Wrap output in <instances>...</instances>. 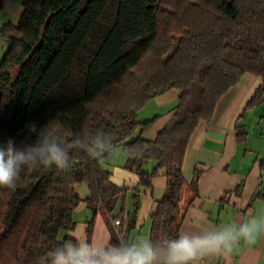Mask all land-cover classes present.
Listing matches in <instances>:
<instances>
[{"label": "trees", "instance_id": "1", "mask_svg": "<svg viewBox=\"0 0 264 264\" xmlns=\"http://www.w3.org/2000/svg\"><path fill=\"white\" fill-rule=\"evenodd\" d=\"M176 1L184 4L178 13L161 9L159 0H22L19 21L0 27L6 44L0 59V141L26 146L37 137L30 132L35 124L37 132L56 133L70 151L66 169L28 167L15 190L0 187V264H45L68 238L60 239V232L76 225L79 184L88 187L85 202L93 213L87 237L94 216L110 218L121 203L112 219L120 230L112 231L110 242L128 239L141 191L134 189L133 208L126 213L128 189L111 181L104 164L115 147L128 156L124 169L138 176L140 186L149 188L164 170L166 190L150 215L149 238L158 243L179 234L181 165L191 133L211 120L218 101L245 74L264 80V0ZM173 18L181 19L183 31L166 54L148 58L160 22ZM170 89L179 92L173 118L147 140L143 135L154 121L140 122L138 113ZM256 90L240 119L264 103V86ZM235 129L237 140H245V127ZM72 139L80 143L70 145ZM98 152L107 153L98 158ZM149 161L155 165L146 171Z\"/></svg>", "mask_w": 264, "mask_h": 264}, {"label": "crops", "instance_id": "2", "mask_svg": "<svg viewBox=\"0 0 264 264\" xmlns=\"http://www.w3.org/2000/svg\"><path fill=\"white\" fill-rule=\"evenodd\" d=\"M22 12V0H0V27L7 23L16 24ZM5 50L6 44L0 39V59ZM261 86H264L262 78L245 74L218 101L211 120L201 121L191 133L181 165L185 182L180 197L179 234L202 231L209 225L234 224L235 220L246 222L264 211V103L250 109L243 118L239 117ZM177 104L178 96H172L144 111L140 122L154 121L143 135L145 139L156 138L157 133L172 120ZM238 125H243L247 132L242 142L236 137L235 128ZM115 148L107 157L113 154ZM127 157L125 154L120 165L109 171L110 179L116 186L127 188V195L136 188L141 191L136 226L128 233V240L138 236L149 238L150 215L164 195L167 180L164 170L160 169L149 188L140 186L138 176L124 169ZM84 185L77 187L78 195L82 193L83 197L79 196L81 202L74 211V215L79 214L83 218L78 220L77 216L74 219L73 215L76 225L72 231L65 233L67 237L78 229L87 235L88 222L93 213L85 202L89 190ZM127 198L124 203L126 213L133 208V199L128 203ZM121 209L122 204L118 203L110 218L100 213L94 216L90 241H111L112 231L117 234V229L120 230V225L116 227L112 219L118 217ZM205 264H264V233L257 236L255 243L249 245L242 242L232 254L208 258Z\"/></svg>", "mask_w": 264, "mask_h": 264}, {"label": "clouds", "instance_id": "3", "mask_svg": "<svg viewBox=\"0 0 264 264\" xmlns=\"http://www.w3.org/2000/svg\"><path fill=\"white\" fill-rule=\"evenodd\" d=\"M37 129L35 124L30 126V132L37 133V137L23 147L11 138L0 141V187L15 190L22 171L28 167L69 166L70 151L58 141L56 133ZM68 143L74 146L80 141L72 139ZM109 143L114 145L113 140ZM105 153L95 156L102 158ZM261 233L264 211L246 222L209 225L202 231L182 232L158 243L145 236L121 239L115 244L92 242L78 229L51 251L45 264H205L208 258L232 254L242 242L255 243Z\"/></svg>", "mask_w": 264, "mask_h": 264}, {"label": "rangeland", "instance_id": "4", "mask_svg": "<svg viewBox=\"0 0 264 264\" xmlns=\"http://www.w3.org/2000/svg\"><path fill=\"white\" fill-rule=\"evenodd\" d=\"M159 4L161 5V9H163L169 13H171L170 11L174 12V10L177 8H178L177 13H178L183 8V5H184V4H182V5L180 4V6H179L178 1H176V0H159ZM178 15L179 14H177V16ZM182 16H183V18L188 17L186 15V13H184V12H183ZM166 21L169 23L167 24L165 22V19L162 22H160L159 34H158V37H157L154 45L151 48V51L148 54V58L155 57V56H158L160 54H166L168 52V49H170V47H171L172 41H174V40H172L173 37L179 36V33H181L183 31L182 27L179 26V23H181V19L173 18L171 20L168 19ZM178 93L179 92L176 89H170V90H167L166 92H164L163 94H161L160 96L149 100L146 103V105L138 113V118L142 119L144 111H146L149 108H153L156 103L165 101V100H167V98H171L172 96L177 97ZM124 157H125V154L122 152L121 147H116L114 149L113 154L105 159V161H104L105 168L111 172L115 168V166L120 165L119 162H120V160H123ZM123 162L121 164H123ZM154 165H155L154 162L149 161L144 166V170L151 171L152 168L154 167ZM79 185H77L76 188L79 187ZM81 185H84V184H81ZM76 190H78V188ZM132 195H133V191L130 190L128 195H127V197H128L127 202L128 203H131ZM79 196L82 198L83 197L82 193H80ZM77 216H78V220H82L83 217H82V215H79V214L74 215V219L77 218ZM64 234H65L64 232H60L59 238L62 239Z\"/></svg>", "mask_w": 264, "mask_h": 264}, {"label": "built area", "instance_id": "5", "mask_svg": "<svg viewBox=\"0 0 264 264\" xmlns=\"http://www.w3.org/2000/svg\"><path fill=\"white\" fill-rule=\"evenodd\" d=\"M119 224H120L119 221H115V222H114V225H115L116 227L119 226ZM117 233H119V228L117 229Z\"/></svg>", "mask_w": 264, "mask_h": 264}]
</instances>
